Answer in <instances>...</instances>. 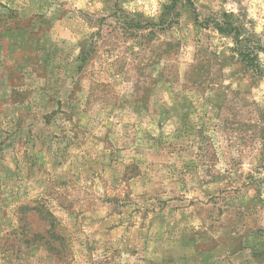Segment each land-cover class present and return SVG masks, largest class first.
<instances>
[{
	"label": "rangeland",
	"instance_id": "1",
	"mask_svg": "<svg viewBox=\"0 0 264 264\" xmlns=\"http://www.w3.org/2000/svg\"><path fill=\"white\" fill-rule=\"evenodd\" d=\"M0 264H264V0H0Z\"/></svg>",
	"mask_w": 264,
	"mask_h": 264
},
{
	"label": "trees",
	"instance_id": "2",
	"mask_svg": "<svg viewBox=\"0 0 264 264\" xmlns=\"http://www.w3.org/2000/svg\"><path fill=\"white\" fill-rule=\"evenodd\" d=\"M219 31H222V29L219 28ZM233 35L236 36L235 34H233ZM245 42H246V40H245ZM237 43H239V45H240V42H237ZM248 43H249V41H248ZM253 53H254V47L243 45V46H241V48L238 52V55H239L240 61L244 62L246 67H254L256 69V66H254L256 57H252ZM254 71L257 72V70H254ZM29 211H32V209L27 208V212H29ZM39 215L42 216L43 221H46L47 225H48V229L44 231V234L46 236L52 235L50 233V231L53 228H55V223H56L55 220H53L54 218L51 216V214H47V212H44V213L39 212ZM25 243H29V241L26 240Z\"/></svg>",
	"mask_w": 264,
	"mask_h": 264
}]
</instances>
